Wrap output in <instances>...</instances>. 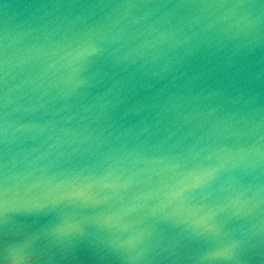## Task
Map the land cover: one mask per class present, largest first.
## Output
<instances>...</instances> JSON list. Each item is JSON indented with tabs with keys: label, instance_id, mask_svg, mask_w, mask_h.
Wrapping results in <instances>:
<instances>
[{
	"label": "snow or ice",
	"instance_id": "snow-or-ice-1",
	"mask_svg": "<svg viewBox=\"0 0 264 264\" xmlns=\"http://www.w3.org/2000/svg\"><path fill=\"white\" fill-rule=\"evenodd\" d=\"M67 6L264 9V0H76ZM213 28L208 25L209 31ZM249 29V35L259 31L260 36L243 47H230V37L214 34L196 33L183 41L188 45L183 55L163 69L177 91L155 120L157 125L181 101L197 107L209 102L208 115L217 118L216 128L255 116L264 122V87L259 96L249 91L252 75L245 67L257 50L264 57V18L251 21ZM177 30L183 27L177 25ZM93 32L69 37L65 59L71 58L73 75L80 77L78 88L111 83L96 101L103 136L97 140V152L106 151L96 157L76 149L57 171L42 169L36 175L28 169L10 174L0 147V264H251L257 255L264 264V186L254 192V178L243 167L227 187L222 183L245 155L233 163L237 154L225 145L215 160L208 156L194 163L200 155H192L194 146L178 142L165 158L163 172L146 178L140 172L117 174L111 165L105 167L117 151L109 129L123 130L117 140L131 135L161 107L158 99L168 85L153 93V81L163 77L159 71L134 67L140 50L113 60L110 41ZM196 63L205 71L191 75L186 69ZM261 81L264 85V67ZM144 113V119L130 123V116ZM148 131L145 126L143 132Z\"/></svg>",
	"mask_w": 264,
	"mask_h": 264
},
{
	"label": "water",
	"instance_id": "water-1",
	"mask_svg": "<svg viewBox=\"0 0 264 264\" xmlns=\"http://www.w3.org/2000/svg\"><path fill=\"white\" fill-rule=\"evenodd\" d=\"M74 2L76 0H0V61H3L0 65V116L4 117L0 119V140L4 141L0 147L7 154L10 174L25 169L36 175H40L42 169L55 172L62 160L76 149L96 153V157L106 151L97 152V140H102L103 136L96 101L98 94L105 93L111 83L95 89L78 88L80 77L73 75L71 58L65 59L70 51L69 37L92 29L94 35L105 36L110 41L107 46L113 60L140 50L134 67H143L146 72L159 71L163 77L153 81L156 83L151 90L153 93L168 85L158 99L161 107L131 135L117 140L116 136L123 130L109 129L114 132L110 137L111 146L117 151L105 167L111 165L117 169V174L140 172L146 178L163 172L168 162L165 158L178 142L194 146L192 155L200 154L194 163L208 156L215 160L218 150L227 145L237 154V161L233 163L239 162V155H245V159L240 167L222 177L223 185L227 187L243 167L254 178V192L264 186V122L260 116L250 117L243 123L229 120L216 128L217 118L208 115L209 102L197 107L189 101H181L180 107L161 124L155 123L172 93L177 91V87H172L173 77L163 69L183 55L188 47L183 41L196 33L200 36L214 34L230 37V47H243L260 36L259 31L249 35V25L253 20L264 18V9L67 6ZM209 24L215 25L211 31ZM177 25H181L183 31H178ZM262 58L257 50L245 62L252 75L249 91L254 96H259L264 87ZM186 71L196 75L205 69L203 64L196 63ZM147 115H133L128 119L136 123ZM145 126L148 132H143ZM93 134L92 140H86ZM96 157H91L93 162ZM260 259L262 257L257 255L251 264H259Z\"/></svg>",
	"mask_w": 264,
	"mask_h": 264
}]
</instances>
